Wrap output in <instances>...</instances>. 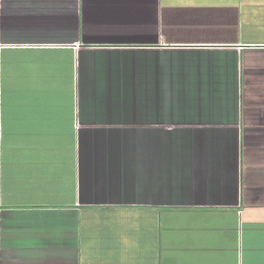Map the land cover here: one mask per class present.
Masks as SVG:
<instances>
[{
    "label": "crops",
    "instance_id": "obj_1",
    "mask_svg": "<svg viewBox=\"0 0 264 264\" xmlns=\"http://www.w3.org/2000/svg\"><path fill=\"white\" fill-rule=\"evenodd\" d=\"M0 264H264V0H0Z\"/></svg>",
    "mask_w": 264,
    "mask_h": 264
}]
</instances>
